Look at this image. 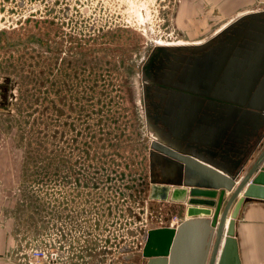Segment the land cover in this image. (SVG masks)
<instances>
[{
	"label": "rangeland",
	"instance_id": "rangeland-1",
	"mask_svg": "<svg viewBox=\"0 0 264 264\" xmlns=\"http://www.w3.org/2000/svg\"><path fill=\"white\" fill-rule=\"evenodd\" d=\"M169 1L147 0L142 18L98 20L77 17L75 7L66 17L61 0H0V192L22 221L36 217L37 241L67 235L55 264L120 262L126 246L148 264L158 257L143 254L165 244L152 236L183 223L182 207L149 200L165 115H153L150 102L147 117L143 80L160 54L211 60L227 33L199 45L210 48L174 52L193 44L175 30ZM194 227L177 235L172 264ZM197 230L193 239L202 237Z\"/></svg>",
	"mask_w": 264,
	"mask_h": 264
},
{
	"label": "water",
	"instance_id": "water-1",
	"mask_svg": "<svg viewBox=\"0 0 264 264\" xmlns=\"http://www.w3.org/2000/svg\"><path fill=\"white\" fill-rule=\"evenodd\" d=\"M255 15H264V10ZM250 28L243 22L235 24L227 37V44L235 46L242 37L248 39L250 32L245 30ZM197 46L175 47L172 50L196 52ZM177 61V83L167 97L163 114L167 115L166 109L172 105L179 107L182 114L175 124H169L164 117L165 127L161 128L176 149L155 139L151 162L158 167L159 179H152L149 200L179 205L183 210L182 225L191 220L195 225L194 231L202 230L204 250L196 258L198 264H216L222 245L218 264H226L237 257L235 229L242 206L251 199L264 200V133L260 135L264 128V101L200 100L199 94L204 93H197L185 84L189 82L191 67L205 60L194 63L177 56ZM203 102L210 106L203 108ZM163 103L161 101L156 108L160 110ZM211 106L228 108L230 113L234 111L238 115L233 113L229 118L198 117L199 112L205 113ZM215 128L219 131L216 132ZM205 129L210 138L218 137L217 143L197 140L196 135ZM182 227L163 230L152 236L155 240L160 238L165 241V244L157 251L149 249L143 254L147 259L158 257L148 264H165L161 258L164 256H169L168 264H172L170 252Z\"/></svg>",
	"mask_w": 264,
	"mask_h": 264
},
{
	"label": "crops",
	"instance_id": "crops-1",
	"mask_svg": "<svg viewBox=\"0 0 264 264\" xmlns=\"http://www.w3.org/2000/svg\"><path fill=\"white\" fill-rule=\"evenodd\" d=\"M170 3L175 30L191 44L198 45L196 49L202 48L199 45L206 42L210 35L222 32L227 33L228 37L235 24L243 22L251 26L250 29L245 30L250 32L248 39L242 37L235 46L227 44L219 51H215L219 58L215 55L211 60L194 62L195 66L191 67L188 74L189 82L185 86L191 90L195 89L197 93H204L199 94V99L205 102L264 101V89L261 91L257 89L264 83V15H255L258 11L264 10V0H170ZM210 47L212 46L208 48ZM205 102L202 104L203 108L210 106ZM178 108L172 105L166 109L165 118L169 124L178 122V117L182 114ZM205 113L199 112L198 117L207 115L228 117L232 116L234 111L230 113L228 108L211 106ZM188 114L190 113L187 112ZM233 115L236 116L238 113ZM215 129L216 132L219 131V128ZM199 132L200 134L196 135L198 141L217 143L218 137L210 138L207 135V129ZM3 175L4 164L1 162L0 181ZM2 194L3 192H0V264H29V257L25 251L29 248L45 246L51 238L46 237L43 241H37V235L42 234L43 231L37 230L36 217L34 221H22L21 217L15 215L8 205L3 203ZM157 203L179 206L164 202ZM194 233L193 230H189L179 242L177 264H186L187 261V264H190L197 260L199 254H202L204 248L202 242H199L201 238L199 236L198 239H193ZM235 240L237 257L230 262L227 261L226 264L264 262V200L251 199L244 203L236 222ZM64 243V248H67L68 244L66 241ZM222 248L223 246H221L220 255ZM122 250L124 253L121 254V261L113 260L109 264H143L136 250L133 251L128 246ZM210 254L211 251L207 262ZM220 255L216 264L219 262ZM66 263L68 264L65 260L64 264Z\"/></svg>",
	"mask_w": 264,
	"mask_h": 264
},
{
	"label": "built area",
	"instance_id": "built-area-1",
	"mask_svg": "<svg viewBox=\"0 0 264 264\" xmlns=\"http://www.w3.org/2000/svg\"><path fill=\"white\" fill-rule=\"evenodd\" d=\"M64 7H67L66 12L70 17L71 14L68 13V9L77 8V12H80L81 15L87 14L91 12L93 18L96 19H131L135 16V18H142L143 16V5L147 2V0H61ZM159 1V6L163 5L164 0H156ZM135 8H140L141 10L137 13L136 9H133L134 4ZM168 5L171 6L170 1ZM164 8V6H162ZM97 13V14H95ZM101 14L104 16H101ZM146 14V13H145ZM57 245L55 242L47 241L45 246H37L35 248H29L25 251L27 257H29V264H55L61 259L58 248L55 247ZM58 245H62L61 243ZM65 257L63 256V259ZM259 264H264L261 262Z\"/></svg>",
	"mask_w": 264,
	"mask_h": 264
},
{
	"label": "flooded vegetation",
	"instance_id": "flooded-vegetation-1",
	"mask_svg": "<svg viewBox=\"0 0 264 264\" xmlns=\"http://www.w3.org/2000/svg\"><path fill=\"white\" fill-rule=\"evenodd\" d=\"M77 17L83 18L84 15L80 12H76ZM65 16H68L65 13ZM172 53V52H171ZM150 61V60H149ZM150 64V63H149ZM152 68L150 69V73H148V77H146L145 81L143 80V104L145 113H147V117L150 114L149 104L150 102H156L157 104H161V101H164L162 104V108L158 110L156 108L157 105H153L152 109L153 115L160 116L164 115L163 110L165 109V103L167 101V97H170V93L174 91V85L177 83V68L178 61L177 56L175 54H170L169 59L162 58V55L155 57V60H151ZM68 218V216H65ZM65 229V228H64ZM64 233L67 230L63 231ZM67 234V233H66ZM62 238V237H61ZM51 242L65 244L64 242L67 240V235L65 239L53 240L50 239ZM67 249V248H66ZM68 253V252H67ZM66 253V254H67Z\"/></svg>",
	"mask_w": 264,
	"mask_h": 264
},
{
	"label": "bare ground",
	"instance_id": "bare-ground-1",
	"mask_svg": "<svg viewBox=\"0 0 264 264\" xmlns=\"http://www.w3.org/2000/svg\"><path fill=\"white\" fill-rule=\"evenodd\" d=\"M166 135L164 134V133H160L159 134V137H162V138H160L161 139V141L164 143V141L166 142V144H167V142H169V139L167 138L166 139V137H165ZM165 144V143H164ZM168 146H170V147H172V148H175L176 149V147L174 146V144L172 143L171 145H168ZM168 203H170V202H168ZM230 214V213H229ZM229 216V215H228ZM228 220H229V217H228ZM192 221L191 220H189V221H187L184 225H182L181 227H182V229H181V232H183V230L184 229H186L190 224H192L191 223ZM182 237V235H180L178 238H177V242H176V244L178 243V239H180ZM201 238V240L199 241V242H202V237H200ZM175 244V245H176ZM178 246H180V245H178ZM223 246V245H222ZM220 250H221V248H220ZM172 252H174L173 250H172ZM220 253V252H219ZM174 254H175V252H174ZM176 255V254H175ZM175 255H173V257L171 258L172 259V263L174 262L173 261V258L175 257ZM220 255V254H219ZM218 258H219V256H218ZM218 258H217V261H218ZM176 260V259H175ZM217 263V262H216Z\"/></svg>",
	"mask_w": 264,
	"mask_h": 264
}]
</instances>
